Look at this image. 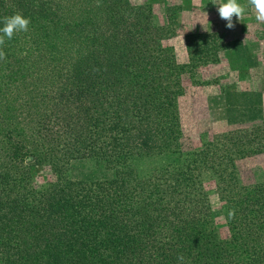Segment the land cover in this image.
Returning <instances> with one entry per match:
<instances>
[{
	"label": "trees",
	"instance_id": "1",
	"mask_svg": "<svg viewBox=\"0 0 264 264\" xmlns=\"http://www.w3.org/2000/svg\"><path fill=\"white\" fill-rule=\"evenodd\" d=\"M16 13L30 22L0 43V264H264V180L237 166L264 152V121L183 151L170 18L130 0H0V27ZM90 158L112 178L67 176ZM40 166L55 180L35 185Z\"/></svg>",
	"mask_w": 264,
	"mask_h": 264
},
{
	"label": "rangeland",
	"instance_id": "2",
	"mask_svg": "<svg viewBox=\"0 0 264 264\" xmlns=\"http://www.w3.org/2000/svg\"><path fill=\"white\" fill-rule=\"evenodd\" d=\"M239 2L247 5V0ZM130 3L150 6L159 25L167 24L169 18L172 22L173 35L162 40L161 46L174 64L183 67L179 76L183 90L179 120L184 152L194 153L240 125L257 126L264 121V22L255 19L254 10L247 8L239 19L233 16L234 26L229 29L228 21L220 18L215 6L218 0ZM203 41L209 45L215 41L217 46L213 50L210 47L204 56L198 52L195 67L193 56ZM172 161L170 156L159 162L145 159L140 166L144 170ZM237 166L245 184L264 180V152L238 161ZM34 173L37 186L55 180L46 167H36ZM66 174L72 180L87 182L112 178V171L93 158L70 161Z\"/></svg>",
	"mask_w": 264,
	"mask_h": 264
},
{
	"label": "clouds",
	"instance_id": "3",
	"mask_svg": "<svg viewBox=\"0 0 264 264\" xmlns=\"http://www.w3.org/2000/svg\"><path fill=\"white\" fill-rule=\"evenodd\" d=\"M215 6L220 18L228 21L226 27L229 29L234 26L232 17L236 16L239 19L245 14L247 8L254 10L255 19L258 22H264V0H247V5L241 4L239 0H218V6ZM29 22L28 18L19 13L4 17L3 26L0 27V43L5 37L9 40L12 39L16 32L27 31Z\"/></svg>",
	"mask_w": 264,
	"mask_h": 264
}]
</instances>
